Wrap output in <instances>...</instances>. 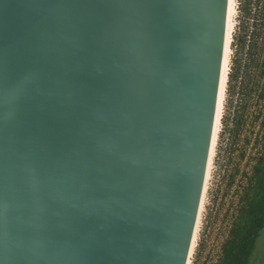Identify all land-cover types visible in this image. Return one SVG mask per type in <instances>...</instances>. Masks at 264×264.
<instances>
[{
  "label": "water",
  "instance_id": "1",
  "mask_svg": "<svg viewBox=\"0 0 264 264\" xmlns=\"http://www.w3.org/2000/svg\"><path fill=\"white\" fill-rule=\"evenodd\" d=\"M231 0H0V264H186Z\"/></svg>",
  "mask_w": 264,
  "mask_h": 264
},
{
  "label": "rangeland",
  "instance_id": "2",
  "mask_svg": "<svg viewBox=\"0 0 264 264\" xmlns=\"http://www.w3.org/2000/svg\"><path fill=\"white\" fill-rule=\"evenodd\" d=\"M227 78L214 156L189 264H228L233 230L264 154V0H234ZM249 200L255 198L249 194ZM240 264H264V228Z\"/></svg>",
  "mask_w": 264,
  "mask_h": 264
},
{
  "label": "trees",
  "instance_id": "3",
  "mask_svg": "<svg viewBox=\"0 0 264 264\" xmlns=\"http://www.w3.org/2000/svg\"><path fill=\"white\" fill-rule=\"evenodd\" d=\"M246 194V206L241 216L244 232L241 234L239 227L233 230L232 240L227 243L225 250L228 264H240L242 259H246L249 255V240L254 237V232L264 228V154L254 168L253 182ZM249 194H254L255 198L249 200Z\"/></svg>",
  "mask_w": 264,
  "mask_h": 264
},
{
  "label": "bare ground",
  "instance_id": "4",
  "mask_svg": "<svg viewBox=\"0 0 264 264\" xmlns=\"http://www.w3.org/2000/svg\"><path fill=\"white\" fill-rule=\"evenodd\" d=\"M234 12H235V1L231 0L229 34H228L227 48H226L224 68H223V74H222V81H221L220 95H219L217 115H216V121H215V128H214V133H213V138H212V143H211V148H210V153H209V159H208V164H207V169H206V174H205V179H204V184H203V190H202L199 210H198V214H197V218H196V223H195V227H194V231H193V236H192V240H191L190 249H189L186 264L190 263V258H191L193 248L195 245V241H196L198 224L200 221V215H201V211H202V207H203L204 195L206 192L207 181H208V177H209V173H210V169H211V164H212L216 140H217V134H218V130H219V122L221 119V112H222V101H223L225 85H226V78H227V68H228V58H229V51H230L231 33H232V29H233L232 17L234 15Z\"/></svg>",
  "mask_w": 264,
  "mask_h": 264
}]
</instances>
